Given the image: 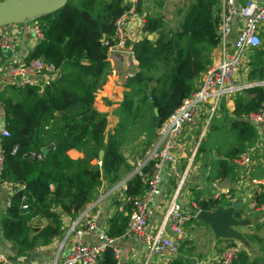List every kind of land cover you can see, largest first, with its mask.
<instances>
[{"label":"trees","instance_id":"16d2710c","mask_svg":"<svg viewBox=\"0 0 264 264\" xmlns=\"http://www.w3.org/2000/svg\"><path fill=\"white\" fill-rule=\"evenodd\" d=\"M125 2L69 0L61 10L34 19L44 39L27 59L43 58L46 64L60 69L61 76L43 92L14 84L0 90L4 128L10 132L9 137L1 136L0 178L14 187L2 216V236L23 252L49 248L54 241L62 240L63 215L75 220L104 185L115 187L131 170L123 129L110 125L107 113L95 107L96 93L111 72L109 48L116 44V21L129 9ZM218 4L219 0H191L176 29L166 27L164 16L147 15L144 36L131 45L138 70L128 80L133 99L125 98L122 108L134 121L142 108L152 112L145 152L155 143L158 130L198 89L197 81L213 65L212 54L220 43ZM261 41L259 47L250 50L249 83L264 81V32ZM263 103L264 87L248 88L233 97L230 125L238 133L239 144L220 161V178H234L238 168L234 160L255 144L258 129L249 116ZM44 148L50 149L47 156L42 153ZM72 151L82 156L74 158ZM146 189L147 184L134 176L128 181L127 197H141ZM224 199V195L194 197V202L198 211L214 212ZM252 200L257 207L264 206V186ZM113 205L107 233L119 239L125 234L132 206L119 199ZM243 214L241 208L235 217L241 219ZM245 238L261 243L264 255V222ZM186 246L183 241L171 264H195L183 253ZM263 257H251L245 250L233 264H264ZM99 264H117L111 248L102 254Z\"/></svg>","mask_w":264,"mask_h":264},{"label":"built area","instance_id":"2783aa9c","mask_svg":"<svg viewBox=\"0 0 264 264\" xmlns=\"http://www.w3.org/2000/svg\"><path fill=\"white\" fill-rule=\"evenodd\" d=\"M125 3L129 9L116 21V44L109 48V60L110 63L115 64L121 56H125L126 78L129 79L134 77L138 70V61L131 46L130 28L135 27L142 30L146 24V17L137 11L139 0H126ZM218 7L220 10V43L212 54L214 61L217 50L219 52L218 60L203 74L198 89L183 101L181 106L158 130L155 145L143 159L136 160L133 172L110 189V194L117 196L116 199L129 202L132 206L123 236H133L142 241L150 257L161 258L160 264H171L179 255L181 244L188 237L187 226L200 213L194 201H191L187 208L181 200V190L191 167L190 163L185 172L178 171L180 156L177 155V152L186 129L199 130L200 140H202L222 98L234 97L238 92L248 88L264 87V81L249 85L237 83V77L245 64L246 53L259 47L262 43L264 4L246 0L238 6L235 0H219ZM237 15L243 19L244 24L232 43L229 38L233 32V19ZM12 27H16V29L10 32L4 31ZM26 34H30L32 38L29 56L36 44L44 39L39 23L31 20L18 25L0 27V47L13 53L9 60L0 63V73L8 80V84H14L20 88H37L39 92H43L48 85L61 76V71L53 65L46 64L43 58L27 59L28 56L20 57L14 54L15 48L20 43V38ZM113 73L117 75L116 71ZM249 121L256 127L264 124V103L257 113L249 116ZM1 136L9 137L10 132L4 128L1 131ZM14 149L17 150L18 147L16 146ZM196 150L197 148L193 155L196 154ZM38 158L41 159L42 156L38 155ZM181 158L192 161L186 151H182ZM234 163L243 168L241 176L243 178L238 180L236 186L239 188L242 181L248 179L257 186L256 191H259V186L262 183L253 177L256 168L253 150L243 153L234 160ZM168 170L174 176L175 191L167 207L163 223L158 230H152L150 227L151 204L159 194L163 176ZM134 176L140 177L147 184V189L143 196L131 199L127 197L128 181ZM234 194V191L227 190L215 197L220 198L221 195H224V200L234 204ZM252 196L251 209L264 212V206L257 207ZM98 206L99 200L88 203L79 216L70 223L54 258L38 264H99L102 254L108 248L113 250L117 264H121V249L117 245L118 239L108 235L109 227L101 229L97 225ZM120 210H123V207ZM87 239H91V241H87ZM245 250L235 243L225 244L212 264H233L239 253ZM148 263L146 261L144 264ZM0 264L19 263L0 253Z\"/></svg>","mask_w":264,"mask_h":264},{"label":"crops","instance_id":"0c3cea01","mask_svg":"<svg viewBox=\"0 0 264 264\" xmlns=\"http://www.w3.org/2000/svg\"><path fill=\"white\" fill-rule=\"evenodd\" d=\"M235 1H236V4L240 6L246 0H235ZM254 1L260 4H264V0H254ZM149 2L150 0H139L138 6H140V12H139L140 15H143L145 17L147 15H152L151 13L144 11V7H147V5H149ZM243 24H244V21L240 16L237 15L234 17L233 32L231 33L230 38H229L232 43L237 38L239 31L243 27ZM14 29H16V27L7 28L4 31L10 32V31H13ZM263 32H264V28L261 29V37H262ZM130 35H131L132 44L144 36L142 30H138L135 27L130 28ZM31 44H32L31 35L26 34L25 36L20 38V43L15 48L14 54L20 57L28 56L32 48ZM215 53L219 54L217 50L215 51ZM12 55L13 53L7 50H3L0 47V63L5 60H9L12 57ZM125 61H126V57L121 56L120 59L117 62H115V64L110 63L111 72L107 78L110 83H113L120 77H123V75L126 77L127 70H125L126 69ZM250 61H251V51L249 50L246 53L245 63L249 65ZM113 71H116L117 75H115ZM201 81H202V77L197 81V87H199ZM248 83H249L248 80L244 79V80H241L240 84L243 85V84H248ZM7 84H8V80L5 78L3 74L0 73V90H2L3 87ZM224 101H225V107H226L225 111L228 112L229 118L232 119V117L230 116H232L231 112L233 108V97H224ZM105 105L106 106L103 107L104 111L102 112L107 113L108 112L107 106H109L110 104L105 102ZM95 107L98 109L96 102H95ZM4 116L5 115H4L3 108L0 105V142H1V131L5 127ZM257 129H258L257 130V140L255 144L252 146V149L250 150V151L253 150V152L255 153L256 168H257L258 162L261 164V167H264V124L257 126ZM198 132L199 130H191L189 128L186 129L180 141V145H179L178 152H177V155L180 156L179 165H178V171L180 173L185 172L188 165L191 163L189 173L187 174L185 178V182L181 190V200H182L183 205L189 208L190 202L194 201V197H199L201 199L210 198L211 196H207L206 192H207V189H211V186L212 187L214 186L213 188L215 189V191L213 190L214 196L212 197H215V195L223 194L226 190H232L235 192L234 194L235 202L234 203L238 201L243 202L242 210L244 214L242 218L244 219L245 213L253 210L251 209L252 208L251 207V196L253 192L257 190V186L253 185L252 182H250L248 179H244L239 188L236 186L238 180L243 178L241 177L243 174V168L238 167L235 170L236 176H235L234 181H233L234 178H231V177L230 178L228 177L220 178V175L218 179H214L212 175L209 174L210 172L208 174L206 173L208 171V165L206 164L204 165V163H202L199 166H196V164H194L193 161L181 158L182 151H186L189 157H191L190 152L192 151L193 147H195L196 149L195 142L197 141V138L199 137ZM149 149H147V151L144 152L145 154L144 153L141 154L143 155L142 157L140 158L137 157L135 161L127 157L131 170L127 172L126 174H124V176L122 177L119 183L125 180L131 174V172H133L134 163L136 162V160L143 159L146 156V154L150 151ZM70 155L74 158H78L82 156L81 153L76 152V151L70 152ZM185 160H188V163L186 166H185ZM1 170H2V148L0 144V175H1ZM254 172L256 171L254 170ZM253 176L255 177L254 174ZM255 179L257 178L255 177ZM257 180L262 183L259 186V188H262V186H264V180L262 181L259 179ZM110 189L111 188L104 185L99 190L98 196L95 199V200H99V206H98L99 216L97 220V225L101 229H106L109 227L110 219L114 211L113 204L117 200L116 199L117 196L110 194ZM174 191H175L174 176H172L171 172L168 170L163 176V181L160 187L159 194L154 198L151 204L152 218L150 222V227L152 230H158V228L163 223L167 207L171 201ZM13 192H14V187L7 183H2L1 178H0V253L10 257V259H12L13 261L19 264H38L39 262H43L45 260H50L54 258L61 240L54 241L52 243V246H50L49 248L36 249L31 252H23L19 250L18 248H16L11 243L4 240L2 236V216L7 209V206H8L7 203L9 202V198L11 197ZM227 203L229 204H225V205L222 204V206L228 207L229 205L230 206L233 205L232 203L228 201ZM121 207L123 206H120V208ZM62 220L64 223L65 233H66L67 232L66 230L68 229L72 220L65 215H63ZM239 220L240 222H242L241 219ZM41 224L45 226L46 222L42 220ZM32 226L35 227L37 226V224H34ZM189 227L191 226H187V232H188V236H191L190 233L192 232L189 231ZM87 241H91V239H87ZM218 241L219 240H212V246L208 254L197 253V251L194 249L193 254L190 255L194 263L195 264H212V261L217 257L222 247L225 244L231 243L228 241H222V242H218ZM117 245L121 249V258H120L121 264H144L146 261L149 262L148 264H160L161 262L160 257H154V256L150 257L145 244L142 241H140L138 238H135L133 236H122L121 238L118 239ZM194 254H197V255L193 256ZM180 255L182 256L183 254L181 253ZM183 258L188 259L186 256Z\"/></svg>","mask_w":264,"mask_h":264},{"label":"rangeland","instance_id":"374dc122","mask_svg":"<svg viewBox=\"0 0 264 264\" xmlns=\"http://www.w3.org/2000/svg\"><path fill=\"white\" fill-rule=\"evenodd\" d=\"M190 4L191 0H150L149 5L144 7V11L149 12L154 16H164L166 27L168 29H176L181 24L182 16L188 10ZM218 57L219 54L216 53L213 63L218 60ZM248 66L247 63L244 64L239 73L237 83H241V80L247 79L249 72ZM128 80L129 79L124 75L113 83H110L107 79L96 93V104L101 111H104L103 107L106 106L105 102L110 104L107 106V116L110 125H118L123 129L126 136L124 145L125 154L128 158L135 161L137 157L140 158L143 156L141 155L145 152L143 147H145L146 143L149 141L152 112L148 111L147 108H142V114L135 121L132 118V115L125 113L122 108L125 98L131 97V99H133L134 96V92L128 86ZM249 84L250 83L247 85ZM225 109V101L224 98H222L219 108L211 119L205 132L206 134L203 136L202 140H200V133L198 132L199 137L195 142L197 148L196 154L193 155L195 147H193L190 152V159L192 158L194 164H196V166H199L202 163L208 165V171L206 173L208 174L210 172L209 174L212 175L214 179H218L221 173L222 166L219 161L226 156L227 152L239 144L238 133L232 130L230 125L231 119ZM149 148L148 149L151 150L153 147ZM251 149L252 147L250 150ZM187 163L188 160H185V166ZM255 171V177L261 181L264 180V167H261L259 162ZM234 180L235 176L233 181ZM213 187L211 186V189H207V196H214L213 190L215 191V189ZM225 204H229L227 203V200L223 202V205ZM241 220L242 225L232 227V229L237 231L241 236V238H239L240 240L235 239L234 241L218 239L209 225L197 219L194 220L188 225L191 226L189 227V231L192 233H190L191 236L186 237L184 240L185 243H187V246L184 248L183 253L190 256L195 249L197 253L208 254L212 246V240H219L218 242L228 241L239 245L242 249H246L251 257L264 256L261 252V243L256 241L250 242L245 238L246 235L255 233L257 225L264 222V212L251 210L250 212H246L245 218H241ZM36 227L37 226L34 228ZM191 247L192 249L188 250ZM195 255L197 254H194L193 256Z\"/></svg>","mask_w":264,"mask_h":264},{"label":"water","instance_id":"95a60500","mask_svg":"<svg viewBox=\"0 0 264 264\" xmlns=\"http://www.w3.org/2000/svg\"><path fill=\"white\" fill-rule=\"evenodd\" d=\"M69 0H2L0 1V27L18 25L29 20H34L44 15L52 14L64 8ZM152 39V37H149ZM157 114V110H155ZM53 148V145L50 146ZM49 148L42 149L44 156L49 153ZM104 152H100L103 158ZM243 206L242 201L232 206H220L214 212H200L197 219L209 225L218 239L235 240L241 238L240 234L232 227L242 225L235 217ZM240 240V239H239Z\"/></svg>","mask_w":264,"mask_h":264}]
</instances>
